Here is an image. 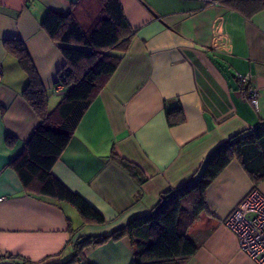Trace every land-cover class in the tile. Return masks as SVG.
<instances>
[{
	"label": "crops",
	"instance_id": "crops-1",
	"mask_svg": "<svg viewBox=\"0 0 264 264\" xmlns=\"http://www.w3.org/2000/svg\"><path fill=\"white\" fill-rule=\"evenodd\" d=\"M118 1L132 30L129 45L52 167L103 217L96 223L68 202L26 192L10 164L39 116L23 93L31 76L9 46L23 44L53 110L62 96L53 85L66 61L41 22L53 11L88 28L100 0H0V264H16L11 257L67 264L81 238L110 235L151 214L162 193L193 181L216 147L264 123V9L247 17L201 0ZM245 74L256 105L239 80ZM167 111L183 120L169 124ZM252 189L264 195V178L254 183L233 158L205 189L207 209L187 231L196 251L183 264H256L225 223ZM81 253L89 264L133 261L127 235L85 243Z\"/></svg>",
	"mask_w": 264,
	"mask_h": 264
},
{
	"label": "trees",
	"instance_id": "trees-1",
	"mask_svg": "<svg viewBox=\"0 0 264 264\" xmlns=\"http://www.w3.org/2000/svg\"><path fill=\"white\" fill-rule=\"evenodd\" d=\"M100 3V10L88 28H83L70 14L53 11L48 12L41 22L50 38L59 43L66 61L58 77L66 89L51 111L47 108V94L28 61L25 47L17 40L16 45L9 46L31 76L23 93L39 116V123L10 164L26 192L53 201L68 202L84 221L96 223L103 222V217L80 195L61 183L53 175L52 167L67 146L80 114L117 68L132 35L119 1L100 0ZM219 3L247 17L264 9V0H219ZM169 114L167 111L171 125L183 120V116L171 119ZM242 134L232 136L227 143L213 150L200 177L174 192L162 193L151 214L131 219L125 227L110 235L85 238L79 242L67 264H89L81 253L82 245L122 235H127L133 245L131 264H183L196 251V245L188 239L187 231L207 209L205 189L210 181L233 158L239 159L254 183L264 178V123L250 133ZM113 157L139 176L140 181L143 180L135 166ZM0 261L5 262V258H0ZM26 261L25 258L11 257V262L16 264H26Z\"/></svg>",
	"mask_w": 264,
	"mask_h": 264
},
{
	"label": "built area",
	"instance_id": "built-area-1",
	"mask_svg": "<svg viewBox=\"0 0 264 264\" xmlns=\"http://www.w3.org/2000/svg\"><path fill=\"white\" fill-rule=\"evenodd\" d=\"M201 1L209 4L219 3V0ZM250 77L249 74L241 75L239 80L246 87L249 100L256 105L257 91L250 85ZM53 90L56 94L64 93V85L59 78L53 85ZM225 223L235 233L240 249L256 264H264V195L259 190L252 189L230 212Z\"/></svg>",
	"mask_w": 264,
	"mask_h": 264
},
{
	"label": "water",
	"instance_id": "water-1",
	"mask_svg": "<svg viewBox=\"0 0 264 264\" xmlns=\"http://www.w3.org/2000/svg\"><path fill=\"white\" fill-rule=\"evenodd\" d=\"M248 133H250V130L244 132L242 135H246V134H248ZM207 159H208V157L205 158V160L203 161V163H202L200 169H199L198 172L195 174L193 181H194L195 179H197L198 177H200V175L202 174V171H203V169H204V166H205V163H206ZM190 183H191V182H190ZM169 195H171V194H169ZM84 239H85V238H81V241L84 240Z\"/></svg>",
	"mask_w": 264,
	"mask_h": 264
},
{
	"label": "rangeland",
	"instance_id": "rangeland-1",
	"mask_svg": "<svg viewBox=\"0 0 264 264\" xmlns=\"http://www.w3.org/2000/svg\"><path fill=\"white\" fill-rule=\"evenodd\" d=\"M75 46V45H74ZM76 47H81V45H76Z\"/></svg>",
	"mask_w": 264,
	"mask_h": 264
}]
</instances>
